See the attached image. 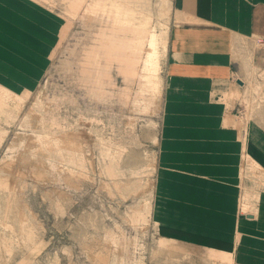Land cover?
I'll return each mask as SVG.
<instances>
[{
    "label": "rangeland",
    "instance_id": "rangeland-1",
    "mask_svg": "<svg viewBox=\"0 0 264 264\" xmlns=\"http://www.w3.org/2000/svg\"><path fill=\"white\" fill-rule=\"evenodd\" d=\"M29 1L54 17L55 42L37 86L0 112V264H236V248L167 235L155 215L173 0ZM230 39L232 74L209 99L240 144L237 216L253 218L264 38Z\"/></svg>",
    "mask_w": 264,
    "mask_h": 264
},
{
    "label": "crops",
    "instance_id": "crops-1",
    "mask_svg": "<svg viewBox=\"0 0 264 264\" xmlns=\"http://www.w3.org/2000/svg\"><path fill=\"white\" fill-rule=\"evenodd\" d=\"M173 6L182 18L167 54L156 219L167 235L236 248V264H264V192L253 218L237 216L240 144L223 125L224 102L209 99L232 74L230 37L264 38V0H173ZM54 22L34 2L0 0L1 85L17 92L37 86L55 42ZM250 139L261 148L262 135Z\"/></svg>",
    "mask_w": 264,
    "mask_h": 264
},
{
    "label": "bare ground",
    "instance_id": "bare-ground-1",
    "mask_svg": "<svg viewBox=\"0 0 264 264\" xmlns=\"http://www.w3.org/2000/svg\"><path fill=\"white\" fill-rule=\"evenodd\" d=\"M78 2V1H77ZM87 8H88V5H87ZM19 12V11H18ZM20 13V12H19ZM21 14V13H20ZM5 15V13L3 14V16ZM23 15V14H22ZM4 17H6V16H4ZM12 17V16H11ZM27 17V16H26ZM10 17H8V20H10L9 19ZM12 19V18H11ZM5 20H7V17H6V19ZM33 21V20H32ZM10 22V21H9ZM17 23H19L18 21H15L14 22V25H16ZM26 26V25H25ZM18 27V26H17ZM24 27V26H23ZM6 29V28H5ZM38 29V28H37ZM33 30H34V28H33ZM36 31V30H35ZM7 33V32H6ZM29 33H31L30 31H29ZM40 34V33H39ZM44 36V35H43ZM35 37V36H34ZM3 38V37H2ZM15 38V37H14ZM38 38V37H37ZM51 40V39H50ZM156 35L154 34V33H152L151 34V37H150V42H149V50H148V54H147V60H146V62H147V64H151V65H153L152 67H153V70L155 71L156 70V68H157V64H158V50H157V43H156ZM6 41H7V39H6ZM234 41L232 40L231 41V43H233ZM47 43H49V41L47 42ZM15 45V44H14ZM17 46V45H16ZM2 50V49H1ZM163 50L164 51H166V45H165V43H164V45H163ZM147 67H145V69H146ZM1 78V77H0ZM5 81V80H4ZM3 81V82H4ZM7 81H5V83H6ZM148 82H150V80L148 81ZM14 83V82H13ZM13 83H12V85H13ZM11 86V85H10ZM15 86V85H14ZM9 87V86H8ZM13 89V88H12ZM14 90V89H13ZM13 90H10V88H7V87H5V86H3V85H1L0 84V112L2 111V113L3 112H5V109H6V106H8V102L7 101H9V100H11V101H17V102H21V101H23L24 100V96H20L21 94H17V91H13ZM29 91H26V92H24V93H28ZM2 138H3V134H0V143L2 142ZM252 160H254V159H252ZM255 161V160H254ZM246 207H245V205H243V209H245ZM238 230V229H237ZM253 230V229H252ZM250 233H252V232H250ZM253 234V233H252ZM254 234H256V233H254ZM258 235H260V234H258ZM259 242H261V241H259ZM263 243V242H262Z\"/></svg>",
    "mask_w": 264,
    "mask_h": 264
},
{
    "label": "water",
    "instance_id": "water-1",
    "mask_svg": "<svg viewBox=\"0 0 264 264\" xmlns=\"http://www.w3.org/2000/svg\"><path fill=\"white\" fill-rule=\"evenodd\" d=\"M237 84L241 85V84H242V82H241L240 80H238V81H237Z\"/></svg>",
    "mask_w": 264,
    "mask_h": 264
}]
</instances>
